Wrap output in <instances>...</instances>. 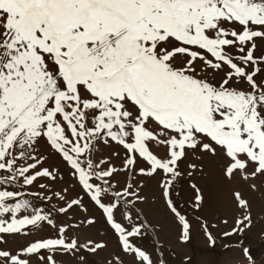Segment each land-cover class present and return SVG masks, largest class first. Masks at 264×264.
I'll list each match as a JSON object with an SVG mask.
<instances>
[{"label": "snow or ice", "instance_id": "snow-or-ice-1", "mask_svg": "<svg viewBox=\"0 0 264 264\" xmlns=\"http://www.w3.org/2000/svg\"><path fill=\"white\" fill-rule=\"evenodd\" d=\"M257 40H264V0H0V264H32L33 257L36 264H59L57 256L106 246L68 239V227L78 225L57 227L44 209L22 199L17 189L58 179V169L43 166L42 141L70 166L121 250L138 264H153L129 240L140 226L123 227L115 211L142 201L143 185L133 180L120 189L115 175L158 176L184 240L190 224L171 193L190 153L218 157L229 182L237 174L244 182L264 177V79H257L264 76V54L256 55ZM206 69L224 73L219 83ZM110 144L124 150L120 167L96 159L97 146ZM188 168L189 177L203 171L195 163ZM190 187L198 209L202 191ZM233 199L249 207L240 191ZM81 205L78 197L59 211ZM125 219L131 222V214ZM43 223L56 229L54 237L15 251L3 247L5 235H27L26 228ZM109 264L123 261L116 255Z\"/></svg>", "mask_w": 264, "mask_h": 264}, {"label": "rangeland", "instance_id": "rangeland-1", "mask_svg": "<svg viewBox=\"0 0 264 264\" xmlns=\"http://www.w3.org/2000/svg\"><path fill=\"white\" fill-rule=\"evenodd\" d=\"M257 45L256 55L264 54V40H257ZM182 59L179 55L176 57L178 65ZM201 66L202 62L197 61L198 70ZM204 74L214 83H219L224 75L223 72H213L211 69H206ZM257 79H264V76H258ZM238 86L246 88L244 84ZM97 147L96 159L110 158L116 167L121 166L124 150L120 146L110 144ZM41 150L48 157L43 166L58 169V179L52 181L48 178H38L33 185L17 189L25 193L22 199L26 198L34 207L44 209L57 227L78 225L68 227V239H78L81 245L88 241L106 245L96 252L81 248L75 254L57 256L59 264H109L116 255L123 264H138L130 254L121 250L114 229L107 223L102 210L84 194L80 184L71 175L70 166L43 141ZM114 151L120 152V157L112 156L111 153ZM153 151L163 155V151L157 150L155 146ZM198 155L190 153L189 159L180 165L184 175L178 178L171 193L177 210L190 224L187 240L182 239L181 225L161 196L158 176L147 178L121 172L112 178V183L118 185L120 189L133 180L143 185L141 196L144 199L116 210V222L129 230L134 226H140V234L130 237L129 240L134 247L149 255L153 264H264V177L244 182L237 174V178L229 182L222 175L221 161L218 157L213 158L204 154L203 159H198ZM189 163L197 164L198 169L202 168L203 171L197 170L189 177L187 175ZM142 166H145L143 162L137 167ZM193 183L201 189L204 197L198 209L195 207V193L190 187ZM40 184L47 185V188L41 189ZM252 184L256 185L255 190L250 187ZM64 189H67V192H64ZM235 191H240L243 198L248 201L247 209L237 206L233 199ZM36 193L40 195H33ZM54 193L64 195L65 199H59ZM49 196L52 197L51 200L41 198ZM78 197H82L81 206H74L66 213L59 211L60 208L66 207L68 201ZM129 213L132 216L131 222L125 219ZM245 216H250V220H246L244 225H238L237 221ZM88 219H94L95 223L92 225L82 223ZM25 231L27 235H5L7 243L3 247L15 251L31 241L56 235V229L47 223L41 224L38 228L29 226ZM32 264H36L35 257Z\"/></svg>", "mask_w": 264, "mask_h": 264}]
</instances>
